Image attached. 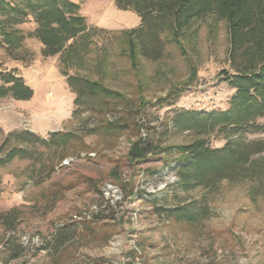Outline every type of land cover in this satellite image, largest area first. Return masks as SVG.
<instances>
[{
	"label": "rangeland",
	"instance_id": "obj_1",
	"mask_svg": "<svg viewBox=\"0 0 264 264\" xmlns=\"http://www.w3.org/2000/svg\"><path fill=\"white\" fill-rule=\"evenodd\" d=\"M73 1L95 30L90 52L68 74L98 80L132 100L131 109L107 112L111 121L143 122L141 136L158 140L178 110L229 107L235 90L226 81L233 69L225 20L192 18L177 34L165 25L159 30L160 55L151 58L138 49L134 70L127 31L141 27L140 15L133 8H120L119 0ZM1 26L27 35L38 24L32 15L19 18L0 11ZM42 47L36 37L27 36L22 48L12 52L24 60H15L0 32V71H15L34 90L29 100L0 98V214L22 212L14 230L0 217V264H89L100 258L111 264H264L263 182L224 180L187 191L178 186L174 165L168 167L160 157L130 165L126 155L137 137L133 129L115 136L93 132L102 116L100 99L83 97L93 105L80 106L60 55L44 57ZM20 131L44 139L56 132L76 133L90 149L70 144L60 159L57 143L21 144L16 140ZM232 137L255 140L264 133L241 131ZM194 138L191 132L169 134L161 146ZM210 140L220 147L226 137L214 133ZM13 147L22 150L5 160ZM130 190L134 194H127ZM56 195L60 197L55 200ZM188 203L195 212L207 209L193 226L164 218L166 210ZM95 215L110 220L95 235L68 238L58 232ZM113 219L121 223L113 226ZM19 244L26 250L13 257V246ZM57 246H69L67 258L59 262L51 255ZM5 247L11 250L5 252Z\"/></svg>",
	"mask_w": 264,
	"mask_h": 264
},
{
	"label": "trees",
	"instance_id": "obj_2",
	"mask_svg": "<svg viewBox=\"0 0 264 264\" xmlns=\"http://www.w3.org/2000/svg\"><path fill=\"white\" fill-rule=\"evenodd\" d=\"M19 5H12L7 0H0V11L19 18L32 15L38 24L35 31L27 35L19 31H8L0 27L1 35L10 51L12 58L23 61L15 50L22 48L23 41L28 37H36L42 43V55L52 57L60 55L62 71L68 76L69 85L78 93L76 102L80 106L91 107L89 100L83 97H98L102 106L98 111L102 115L92 131L105 135H120L126 129L132 128L137 137L131 141L126 155L130 165L145 162L151 158L160 157L165 164L178 175L177 184L184 190L197 187L211 188L224 180L241 182L258 180L264 183V138L245 140L233 138L241 131L264 133V0H119L120 8H133L142 20L139 29L127 31L129 37V56L134 70L138 69V49L145 56L157 58L162 51L159 30L169 24L175 34L182 30L192 18L216 17L225 20L229 31V61L233 69L226 81L235 90L225 110L200 111L197 109L178 110L165 124L158 138H143L140 134L144 126L142 122L111 121L106 113L109 111L128 110L133 107L124 94L106 87L98 80L76 78L69 76L68 68L79 65L90 52L92 30L86 19L80 14V5L73 0H19ZM226 73V72H225ZM76 82L80 84L77 85ZM34 96V90L24 78L15 71H0V98L13 97L18 100H29ZM139 112V111H138ZM191 132L195 138L186 144L161 146L169 134ZM222 133L226 137L223 146L211 145L210 136ZM16 140L21 144H58L62 159L70 144L79 145V150L90 148L83 137L71 132L52 134L51 139H44L31 131H20ZM21 148L13 147L5 160H10L21 152ZM54 169V167H51ZM66 189V187H62ZM57 191V194H60ZM127 194H134L127 191ZM60 195L55 196V200ZM155 211L158 209L155 208ZM206 207L194 211L193 204H183L166 210L164 218L168 221L186 223L193 226L203 218ZM22 212L13 210L0 214L3 222L12 230L16 229ZM107 216L95 215L86 218L81 224H67L58 229L60 234L68 238L85 235H95L100 230V224H110ZM109 222V223H108ZM116 226L121 221L113 219ZM63 235V236H64ZM111 233L105 236L108 240ZM71 240V239H70ZM62 242V241H61ZM69 246L56 247L51 253L53 259L67 258ZM11 250L5 247L4 251ZM25 248L19 244L13 246L14 256L19 257ZM89 264H111L105 259H96Z\"/></svg>",
	"mask_w": 264,
	"mask_h": 264
}]
</instances>
